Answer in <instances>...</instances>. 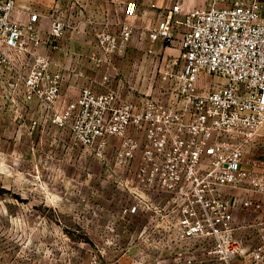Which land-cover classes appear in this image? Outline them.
Masks as SVG:
<instances>
[{
    "label": "built area",
    "instance_id": "built-area-1",
    "mask_svg": "<svg viewBox=\"0 0 264 264\" xmlns=\"http://www.w3.org/2000/svg\"><path fill=\"white\" fill-rule=\"evenodd\" d=\"M15 4L0 0V59L26 68L22 101L43 108L53 124L69 129L77 145L101 158L114 139V163L127 174L125 186L139 199L156 198L164 216H173L181 239L206 241L223 264L238 257L264 264L261 225L263 241L249 251L234 238L238 193L264 195L261 165L245 157L264 139L261 1L208 0L187 10L180 3L165 9L150 4L159 12L142 30L148 52L153 44L167 45L180 36V60H169L165 85L132 99L107 85L101 91L86 86L69 102L61 97L66 78L61 66L52 68L50 57L41 53L61 48L65 23L53 16L42 35L40 15L27 13L26 21L19 20ZM123 14L117 34L106 31L94 39L98 62L126 52L136 3H125ZM108 81L103 76L102 84ZM60 103L65 109L58 111ZM141 209L140 200L125 211Z\"/></svg>",
    "mask_w": 264,
    "mask_h": 264
},
{
    "label": "rangeland",
    "instance_id": "rangeland-1",
    "mask_svg": "<svg viewBox=\"0 0 264 264\" xmlns=\"http://www.w3.org/2000/svg\"><path fill=\"white\" fill-rule=\"evenodd\" d=\"M128 1L136 3L137 16L126 52L98 62L94 39L102 32L118 33ZM207 2L16 0L15 9L40 11L42 35L50 19L58 17L65 23L66 49L83 54L75 66L69 51L60 60L64 78L76 75L72 86L61 89L62 100L69 102L86 86L101 91L107 85L130 99L165 85L162 74L169 60H180V36L148 53L142 26L152 24L159 11L145 12L152 3L159 9L180 3L187 10ZM12 63L0 59V264H223L206 241L177 236L173 216H164L156 198L139 199L125 186L127 174L114 163V139L101 158L77 145L69 129L53 124L43 108L24 103L26 68ZM103 76L109 78L105 84ZM64 109L60 103L58 111ZM245 157L264 173V139L255 141ZM238 194L234 238L249 251L263 241L258 229L264 222V195ZM140 200L138 213L125 211Z\"/></svg>",
    "mask_w": 264,
    "mask_h": 264
},
{
    "label": "crops",
    "instance_id": "crops-1",
    "mask_svg": "<svg viewBox=\"0 0 264 264\" xmlns=\"http://www.w3.org/2000/svg\"><path fill=\"white\" fill-rule=\"evenodd\" d=\"M261 1V14L264 16V0H260ZM24 7L25 6H27V4H24L23 5ZM38 11V10H37ZM18 12L20 13L17 17L19 18V20H22V21H26V19H27V11H25V10H18ZM40 11H38L37 13L40 15V22H41V28H42V26H43V20H42V14L41 13H39ZM22 14V15H21ZM153 15L152 14V10L150 9L149 11H147V12H145V15ZM150 23L149 22H145L144 21V24H143V29H144V27H146L147 25H149ZM140 40H141V43L139 44L138 43V45L139 46H141V44L144 42L143 41V38H140ZM60 45H61V48L59 49V50H56V51H52V52H50V51H48L47 49H42L41 50V53H44V54H46V55H50V58H51V60H52V62L56 65H60V66H62V62H60V60H62L66 55H65V51H69V53L67 54V55H69L70 56V58L72 59V61L74 62V66H75V64L77 63V62H79V61H83L84 59V57H83V54H81V53H79V52H75V51H73V50H69V49H66V45H65V41L62 39L61 41H60ZM145 45V44H144ZM158 45H160V46H162L163 44L162 43H160V42H157V43H155V44H153L152 46H151V50H152V52L151 53H153L155 50L153 49V47H156V46H158ZM145 48L144 49H149L150 48V46H148V44H147V41H146V46H144ZM148 49H147V52H148ZM149 53V52H148ZM60 58V59H59ZM115 58V57H114ZM73 72L75 71V70H72ZM75 74H73L72 76H71V78L70 79H67V78H65L64 80H63V83H62V86H61V89L62 88H65V85L66 84H69V86H72L71 84L73 83V81H75ZM98 91V90H97ZM120 95L122 96V97H124V94H122V92L120 93ZM135 96H132V98H134ZM124 98H126V99H128V96L126 97H124ZM132 98H130V99H132ZM234 194V193H233ZM263 228H264V222H260L259 223ZM259 225V226H260ZM248 226H250V225H248ZM258 231H259V229H258ZM249 258V257H248ZM246 260H247V258H246ZM246 260H240L239 258H234L233 260H232V264H246Z\"/></svg>",
    "mask_w": 264,
    "mask_h": 264
}]
</instances>
